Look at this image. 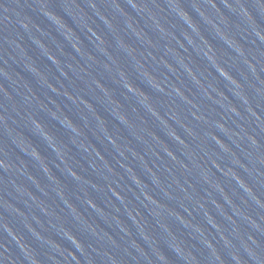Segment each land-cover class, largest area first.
I'll list each match as a JSON object with an SVG mask.
<instances>
[{"label": "water", "instance_id": "95a60500", "mask_svg": "<svg viewBox=\"0 0 264 264\" xmlns=\"http://www.w3.org/2000/svg\"><path fill=\"white\" fill-rule=\"evenodd\" d=\"M12 2L0 264H264V0Z\"/></svg>", "mask_w": 264, "mask_h": 264}, {"label": "clouds", "instance_id": "9594fccd", "mask_svg": "<svg viewBox=\"0 0 264 264\" xmlns=\"http://www.w3.org/2000/svg\"><path fill=\"white\" fill-rule=\"evenodd\" d=\"M12 3H13L12 0H10L9 3H6L5 0H0V9H3V11H9L12 8ZM5 5H8V7H4ZM46 16H54V15L51 12H49V13H46ZM55 18H56L57 22H60V19H58L57 17H55ZM21 26L23 28H25V29L28 28V25L26 23H23V22H21ZM127 87L130 90H133L128 85H127ZM233 110L236 111V109H233ZM35 123H36V125L39 128H43L44 127L43 124H41V122L39 120H36ZM220 127L223 128V125H220ZM44 135L46 137H48L49 139H51V134L50 133L45 132ZM33 154L34 155H37V156H40L41 155L39 149L38 148H35V147H33ZM72 174L75 175V173H72ZM93 207H95V205H93ZM69 236L71 237V240L72 241H75L78 245H80L82 247L81 242L77 240V238H76L75 235H72L71 233H69ZM177 247H179V246H177ZM163 258L165 260H167V257L166 256H164ZM237 259H239V258L237 257ZM33 264H38V261L34 259L33 260Z\"/></svg>", "mask_w": 264, "mask_h": 264}]
</instances>
